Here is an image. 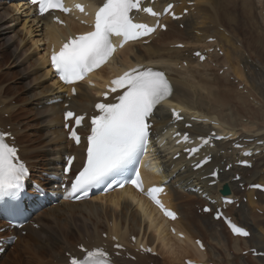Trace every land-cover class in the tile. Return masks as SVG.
<instances>
[{
	"label": "bare ground",
	"instance_id": "1",
	"mask_svg": "<svg viewBox=\"0 0 264 264\" xmlns=\"http://www.w3.org/2000/svg\"><path fill=\"white\" fill-rule=\"evenodd\" d=\"M25 1L14 0L10 2L15 4L11 8L10 6L5 7L7 6L6 1L0 2V14L9 16L11 11H16L19 7L25 12L26 18L30 19L28 13L21 7ZM101 1L99 0V2ZM161 1L165 3L172 0ZM174 1L177 3L175 10L178 13H182L184 9L188 10V14L180 21L167 24V34L173 33L174 36L171 35L172 39L176 38L164 43L162 36L166 32H162L147 45H126L117 55L119 58L116 61L117 67L106 66L99 71L92 78V81L95 82L94 87L85 85L78 87L77 96L69 101L71 109L75 110L76 113L90 111L97 99L96 92L103 77L118 70L129 69L133 64L153 66L158 71L168 73L173 87L170 100L182 105L181 110L185 115V120L177 124L179 129H183L184 123L189 122V116L191 110H193L195 115H199L200 118H209L202 123L190 122L191 128L185 131L189 132L193 138L204 135L211 141L212 131L215 130V127H218V132L230 133V137L233 139H236V136L248 139L256 138L254 142L249 144L251 146L257 144V142H262L261 146H254L253 148V151L259 150L260 152L252 158L251 169H238L234 166L238 152L232 148L231 142L226 140L215 143V146H212L211 149L204 150L212 155V160L198 171H192L183 156L173 160L176 152L172 151L175 147L173 141L170 140L171 134L168 131L171 116L167 108L160 107L156 112L153 129L156 135L162 136L159 143L162 142L164 146L157 151L165 174L162 177L147 175V181L167 180L166 184L169 190L167 201L170 203V207L178 212L179 220L173 224L162 222L163 219L154 208L148 205L146 201L137 198V196H132L129 191L113 192L104 197H95L74 204L70 203L66 196L61 194L59 204L42 211L41 214L45 217L39 218L41 214L36 217L37 220L35 221L39 227L38 229L28 226L25 229V236H18L15 247L12 248L14 250L13 264H18L20 253L16 250L18 248L31 255L27 257V264H59L66 261L63 253L65 251L70 252V250L76 251V245L90 250L93 246L98 245H104L111 249L114 244H120L126 249L125 253L121 252V258L114 259V264H146L151 262L152 260L148 256L141 255L138 252L139 242L132 243L131 237H139L143 240V245H149L158 254L161 250H166V253L174 257L172 262H184L185 259H191L204 263L214 260L215 262L212 263L215 264H223V262L236 264L233 262V258L230 257V254L235 253L240 254L238 264H264V259H261L263 262L260 259H251V257H249V260H245L241 256L242 252L250 248H259L260 251L264 252V194L246 190L250 185L264 184V0ZM3 19V16H0V29L4 26L2 25ZM34 23L35 20L32 24ZM180 25H183L182 30L177 28ZM70 26L76 32L84 30L73 20H70ZM40 32L41 40L45 46L43 54L38 55L37 58L33 57L34 55L30 57L33 60L31 67L32 69L35 68L34 75H36L37 86L33 90L32 87L31 89L27 88L21 93L22 96L19 97L22 98L19 101L21 105L28 101L34 104L36 98L41 102L40 104L46 105L49 99L53 98L52 96L61 95L55 90V80L49 70L45 52L51 45L57 44L61 39H67L70 32L68 33L66 28H59L54 24H50L48 19H43ZM156 38L159 39L156 40ZM208 38H213L214 43H207ZM160 40L162 41L160 42ZM20 41L23 42V38ZM237 43L238 47L236 48ZM176 44L184 45V49L167 48L169 45ZM190 45L192 47L198 45L200 48H191ZM9 47L10 45H8ZM217 47L223 51V57H219V53L217 54ZM230 47L234 48L233 53L229 50ZM210 48L214 50L211 54H208V59L202 64L198 62V57L193 56L197 50L204 52V50ZM10 54L16 60L17 51L15 50ZM21 54L18 56L20 57ZM245 56H248V58L255 56L256 62L251 58L252 61H248L249 59ZM2 57L0 54L1 60ZM231 57L236 58L239 62L237 67L241 69V73L231 74L229 70L231 67H227L232 61ZM1 60L0 127L4 129L6 126L10 127V132L15 136V142L20 148L21 157L29 164L31 170H34L42 166V162H40L42 155L46 159L47 171L50 170L55 173L57 165L66 154H75L77 159L80 160H77L74 166L79 167L83 151L80 147L72 146L71 142L66 139V133L62 129V105L68 102L65 100L68 94L66 97H62L61 104H50L48 108H44V111L40 113L43 117L34 118V115L39 116V114L27 111V115H24L26 117L16 120L20 116L18 115L20 109H15L16 107H14L11 98L8 96L7 86H2L3 82L1 83V80L6 71L5 69L1 70V68L6 63H1ZM182 64H185V66H182ZM212 64L218 67L216 72L226 69L222 75L223 77H218L216 72L214 73L212 70H206V67L210 68ZM175 66H180V70L175 69ZM18 67L21 68V66ZM228 76H233L237 80L239 78L243 79L244 83L239 80V85H244L246 93L237 92L236 94V90L231 93L234 84H231ZM49 80L52 84L46 85ZM230 94H234V96ZM235 101L238 102L237 107L231 104ZM167 106L170 108L171 105ZM4 113H8L7 119L1 117V114ZM44 113L47 115L45 116ZM29 118H31L30 121ZM242 119H245L244 123L241 121ZM22 120H25V123ZM212 120L217 121L218 125H211ZM27 121L31 123H26ZM34 124L37 126H34ZM21 125L22 128L19 127ZM30 126L32 127L28 130L29 132L33 130L41 133L37 134V137L35 136L38 145L26 141L25 136L27 135L19 131L20 129L22 131L23 129L27 130V127ZM176 151L180 153L178 149ZM229 166L231 168L226 171ZM215 168L221 170L218 175V183L213 187H208V183L214 180L208 176ZM236 173L241 175V180L238 183L232 180ZM36 174L38 179L34 178L33 182L44 183L41 175ZM224 184H228L231 195L237 200L235 204L227 207L226 216L249 230L250 236L246 239L231 237L221 221L212 220V214L209 215L210 219H207V215H203L202 212L201 215L196 217L187 204L181 200V202H178L177 196L182 198L185 195L186 198L194 199L204 205L206 199L202 200L200 196L188 191L189 188H197L198 186L205 189L212 198L220 199L219 190ZM239 184L244 187L243 192L240 191ZM254 195L257 197L255 201H253ZM245 197L249 200V205L243 203L242 200ZM237 205L238 208H236ZM191 209L193 211L192 204ZM76 214L86 219L91 225L90 230L84 225L82 227L85 228L83 232V229L80 230V228L74 226V230H78L79 239L76 240L75 232L71 227L69 230L66 228V230L61 229V231L60 229L55 231L50 228L51 223L58 224L59 219L66 221L67 224L71 222L72 225ZM169 225L175 228L176 233L174 232L173 235L169 232ZM104 233L106 234L105 239L102 238ZM178 233L181 236H177ZM47 235H49L48 238ZM195 238L202 241L205 247L204 252H200L195 247L193 243ZM205 238L207 239L205 240ZM35 244L38 247L43 246L44 251L36 248ZM65 247L67 248L64 250ZM126 253L134 256L136 263L126 260L124 257Z\"/></svg>",
	"mask_w": 264,
	"mask_h": 264
},
{
	"label": "snow or ice",
	"instance_id": "2",
	"mask_svg": "<svg viewBox=\"0 0 264 264\" xmlns=\"http://www.w3.org/2000/svg\"><path fill=\"white\" fill-rule=\"evenodd\" d=\"M38 6L40 15L52 10L69 12L63 4V0H31ZM76 7L83 12L82 5ZM172 5H168L165 12ZM144 11L152 16L159 15L152 8L141 7V0H103L102 5L95 12L93 30L85 34L69 38L58 52L51 56L52 67L65 83H73L105 63L114 52L111 37H119L120 47L130 39L148 35L154 28L147 24L136 23L131 13ZM58 20V18H57ZM199 55V53H197ZM202 58V57H201ZM123 89L122 94L116 97L115 103H97L96 109L99 115L91 119V134L87 137V158L82 169L72 181L71 189L75 193L78 190H86L92 185L99 184L113 174L122 172L126 165L135 157L138 149L145 146L149 136V119L154 109L172 94V87L163 72L138 70L136 68L125 71L122 75L111 81L110 91L115 93ZM74 91V90H73ZM107 97V93L104 94ZM173 116H178L175 110ZM75 118L76 125H80L83 117L75 116L71 111L65 114V119ZM8 133H0V200H15L21 195L24 187V179L28 175V169L20 162L15 146L6 142ZM71 138L77 143L80 138L75 129L70 132ZM183 139L188 140L187 134ZM203 144L208 140L201 138ZM198 148H191V153ZM208 157H205L206 162ZM73 158L68 159L72 164ZM200 165L198 164L197 167ZM65 174L69 171L64 169ZM215 175V173H213ZM137 178L129 182L138 189L142 185ZM123 187V185H120ZM112 184H108L111 188ZM159 188H151L148 195L157 203L164 214L175 218V213L165 210L155 193ZM85 194L86 191H85ZM79 198V197H77ZM209 211V209H205ZM229 226L236 234L247 236L248 233L241 227H237L229 221ZM199 243V242H197ZM119 248V245H116ZM83 249V246H81ZM107 253L100 248L87 252L82 260L73 258L71 264H108Z\"/></svg>",
	"mask_w": 264,
	"mask_h": 264
},
{
	"label": "rangeland",
	"instance_id": "3",
	"mask_svg": "<svg viewBox=\"0 0 264 264\" xmlns=\"http://www.w3.org/2000/svg\"><path fill=\"white\" fill-rule=\"evenodd\" d=\"M15 1H19V0H15ZM6 5L7 6H5V7H9L10 4L7 3ZM0 16H3V18H4L2 21V25H4V26L0 29V54H1V56H3L2 60L1 59L0 60H1V63L5 62L7 64V65L5 64L6 66L1 65L2 66L1 70L5 69V71H6V74L3 76L1 83L3 82L2 83L3 87L7 86L8 96H9V98H11L12 104L14 105V107H16L15 109H20L21 112L23 111L22 113L19 111L18 115H20V116H18L16 120H21L22 117H26L24 115L25 114L27 115V113H26L27 111H29L33 114H35V113L39 114V116L34 115V118H39L40 116L43 117V115L40 113H42L44 111V108H48L50 104L42 105V104H40L41 102H39L37 100V98L35 99L36 101H34V104L31 101H28L24 105H21L19 102L20 100H22V98H19V97L22 96L21 93L23 91H25L27 88L31 89V87L33 90L37 86V81L35 80L36 75H34V69L35 68L33 67V69H32V67H31V63L33 60L30 59V57L34 55L33 57L37 58L38 55L43 54V49L45 48V46H44L43 41L41 40L40 28L37 25H35V23L32 24V22L29 21L28 18H26V14L21 8H18V10H16V11H11L9 16H4L2 14H0ZM177 28H178V30L183 29L181 26H177ZM263 30H264V28H263ZM171 35L174 36L173 33H169V34L166 33L165 35L162 36V39H164V43H167L168 41H172L176 38V37H174V39H172ZM22 38H23V42L20 41ZM169 38H171V39H169ZM158 39L156 38V40H158ZM161 41L162 40H160V42ZM238 43L240 44V42H238ZM238 43L236 45V48L238 47ZM8 45H10L9 48H8ZM33 45H35V46H33ZM165 45H167V44H165ZM29 46H32V47H29ZM195 46L192 47L190 45L189 47L200 48L198 45H195ZM28 47L30 48V51H29ZM173 47H175V45H169V47L167 46V48H169V49H172ZM180 49H184V48H180ZM233 49L234 48H231V47L229 48L231 53L234 52ZM15 50L17 51L16 60H15V57H11V54H10L12 52H15ZM24 51H25V53H24ZM221 52H222V55L219 54V57H223V51H221ZM21 53H23V54H21ZM19 54H21L20 55L21 59L18 56ZM245 57L248 58V56H245ZM250 58L253 61H255V56H250ZM250 58H248L249 59L248 61H252ZM3 59H4V61H3ZM19 59H20V61H19ZM231 59H232V61L227 66V67H231V69L229 68L231 74L236 73V72L241 73V69L239 67H237V66H239V62H237L236 58L233 59L231 57ZM231 63H232V66H231ZM15 64L17 66H14ZM18 66H21V68ZM182 66H183V64H182ZM174 68L180 70V66H175ZM210 68L206 67V70H212V71H214V73L218 70V67L214 66V64H212ZM225 70L226 69L219 70L218 72H216V75L218 77H223L222 75L224 74ZM49 79H50V77H49ZM228 79L231 82V84H234V88L231 90V93H233L235 90H236L235 91L236 94H237V92H239L241 94L246 93L245 92L246 90L244 91V85H241V84L239 85V83H240L239 80L243 81V79L239 78L237 80L233 76L232 77L228 76ZM243 83H244V81H243ZM50 84H52V82L49 80L46 85H50ZM246 89H248V88H246ZM35 92H37V91H35ZM230 95L234 96V94H230ZM231 104L232 105L234 104L235 107L238 106L237 101H235L234 103H231ZM44 115L46 116L47 114L44 113ZM1 116L4 117L5 119H7L8 113L1 114ZM30 119L31 118H29L28 120L30 121ZM22 121L25 123V120H22ZM241 121L244 123L245 119H242ZM26 123H31V122L27 121ZM22 125L19 127L22 128L23 127ZM34 126H37V125L34 124ZM31 127L32 126L27 127V130L23 129V131L19 128L20 129L19 131H21V133H25L27 135V136H25L26 141H29V142L34 143L35 145H38L39 143H38V140H35L36 139L35 136L37 134L39 135L41 133L31 130V132L33 131L31 134V132L28 131L31 129ZM7 129H9V126L7 127ZM39 129H41V128L39 127ZM28 133H30V134H28ZM28 135H30V136H28ZM31 135H33V136H31ZM40 162H42V166L32 170V177L33 178L37 177L36 173L40 172L42 174L44 172H51L50 170L47 171L48 169H47L46 164H45L46 159H45V157H42V155L40 158ZM239 187H240L239 188L240 191H243V187L242 186H239ZM255 198H256V196H253V201L255 200ZM177 199H178V202L183 201L185 204H187L189 206V209L192 212V214L194 213V216L197 217V216L201 215L200 214L201 213V206H202L201 203H199L198 201H196L194 199L186 198L185 195L182 198L180 196H177ZM243 202L246 205H248L249 200L245 197L243 199ZM191 204L193 205V211L191 209ZM181 213L183 215H185L183 212H181ZM41 217H45V215L41 214L39 218H41ZM34 218L36 219V216ZM208 218H209V216L207 217V219ZM84 225H86L87 229L90 230V228H91L90 223L86 219H83L82 217H80L79 215L76 214L74 217V223L72 225H71V222L69 224H67L66 221L59 219V223L55 224V225L51 223L50 228L52 230H55V231H59V229H60V231H61V229L66 230V228H67V230H69L71 227V229L74 230V226H75V227L80 228V230L83 229L82 230V232H83L85 230V228H82ZM34 229H37V228H34ZM74 232H75L74 235L76 236V240L79 239V235L77 234L78 230L76 229V231L74 230ZM58 233H60V232H58ZM104 235H105V233L102 234L103 238L106 237ZM46 237L48 238L49 235H47ZM206 239L207 238H205V240ZM35 246H36V244H35ZM12 248L13 247H10L5 252V254L3 255V258L0 259V264H13V261H14L13 252H14V250ZM36 248L40 249L41 251H44L43 246H41V247L36 246ZM66 248L67 247H65L64 250ZM220 249L223 250L222 248H220ZM16 250L20 252L19 256H18V264H27L26 263L27 257H30L31 255L29 253H24L23 249L18 248ZM64 250H62V251H64ZM165 251L161 250L160 251L161 253L160 252H159V254L157 253L158 254L157 256H149L152 261L147 262V263L148 264H183L184 263L181 261L172 262L174 257L172 255L166 253ZM228 252H227V254H228ZM64 253H63V255H64ZM222 255H224V254H222ZM239 256H240V254H235V253L230 254V257L233 258V262H235L236 264H238V262H239ZM242 256L246 257V258L250 257L249 254L246 255L243 253H242ZM208 259L210 260V258H208ZM253 259H257V258H253ZM258 259H260V258H258ZM247 260H249V258ZM260 261H262V260L260 259ZM131 262L135 263V261H131ZM211 262H215V261L212 260ZM223 264H226V262H223Z\"/></svg>",
	"mask_w": 264,
	"mask_h": 264
},
{
	"label": "water",
	"instance_id": "4",
	"mask_svg": "<svg viewBox=\"0 0 264 264\" xmlns=\"http://www.w3.org/2000/svg\"><path fill=\"white\" fill-rule=\"evenodd\" d=\"M222 196L230 197L231 193L228 186H223L221 191Z\"/></svg>",
	"mask_w": 264,
	"mask_h": 264
}]
</instances>
